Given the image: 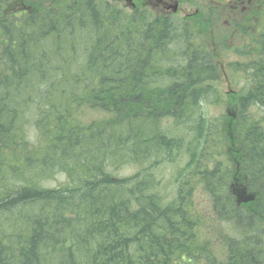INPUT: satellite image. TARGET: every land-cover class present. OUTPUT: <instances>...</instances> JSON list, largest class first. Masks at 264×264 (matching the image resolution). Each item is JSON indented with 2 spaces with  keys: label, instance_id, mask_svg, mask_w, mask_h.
Listing matches in <instances>:
<instances>
[{
  "label": "trees",
  "instance_id": "16d2710c",
  "mask_svg": "<svg viewBox=\"0 0 264 264\" xmlns=\"http://www.w3.org/2000/svg\"><path fill=\"white\" fill-rule=\"evenodd\" d=\"M144 4L0 0V264H264V81L211 115L224 67ZM189 125L195 175L165 200L153 171Z\"/></svg>",
  "mask_w": 264,
  "mask_h": 264
},
{
  "label": "rangeland",
  "instance_id": "374dc122",
  "mask_svg": "<svg viewBox=\"0 0 264 264\" xmlns=\"http://www.w3.org/2000/svg\"><path fill=\"white\" fill-rule=\"evenodd\" d=\"M109 1L120 7L123 5H134V3L139 6L145 2L144 0ZM149 1L152 2L153 8L158 10L165 8L163 3L157 0ZM127 9L130 10V8ZM178 10H180V15L188 14L186 18L190 23L189 26L191 24L195 25L203 33V41L218 65L220 64L228 69L226 75L220 76L218 81L209 82L210 85L214 86L213 89L211 87L209 89L216 104L206 107L211 115H216L223 111L226 113L229 106L227 104L224 105L223 102L218 103L216 94L219 93L220 96H223L224 101L230 102L232 97L241 93L243 88L246 90L249 86L250 89H253L258 84L259 79L264 81V67H260L261 63L264 62V58H260L257 54L258 49L263 46L259 44L260 37L255 38V31L258 29L264 30V27L261 23L253 25V22L256 23L255 14L261 20L262 16H264V0H182ZM231 62H239V67L229 68ZM236 70L237 74L235 73ZM215 86H218V92L215 90ZM81 108L85 109V114L79 118L81 122L98 119L97 124H102L109 118V114L104 109H96L91 107V105L85 104L81 105ZM257 108L258 106L254 110L257 111ZM260 113L258 112V114ZM72 120L76 124L79 122L76 119ZM162 127L165 132H169V136H172L171 134L177 131V126L174 125L171 117L163 118ZM190 131L191 126L189 125L183 132L184 135L180 142L183 145L179 151L176 150L173 155H167L163 163L153 171L160 180L158 193L165 200L173 198L178 185L183 182L186 183L187 179L195 175L194 165L190 164V154L186 149V145H189L192 138ZM179 134L182 133L179 132ZM124 171L126 174L133 172V170L128 168ZM121 172H123V169ZM66 178V173L60 172L56 179L49 181V184L57 185L66 180Z\"/></svg>",
  "mask_w": 264,
  "mask_h": 264
},
{
  "label": "bare ground",
  "instance_id": "6f19581e",
  "mask_svg": "<svg viewBox=\"0 0 264 264\" xmlns=\"http://www.w3.org/2000/svg\"><path fill=\"white\" fill-rule=\"evenodd\" d=\"M24 2V1H23ZM33 2V1H32ZM37 2V1H36ZM90 4V3H89ZM108 6V5H107ZM73 8V7H72ZM93 10V9H92ZM112 12V11H111ZM118 13V12H117ZM83 14V13H82ZM103 18V17H102ZM116 18V17H115ZM136 18V17H135ZM8 20V19H7ZM202 20V19H201ZM18 27V26H17ZM145 30V29H144ZM156 30V29H155ZM154 30V31H155ZM19 31V30H18ZM73 31V30H72ZM161 33V32H160ZM20 34V33H19ZM168 35V34H167ZM25 39V38H23ZM103 40V39H102ZM153 40V39H152ZM188 51V50H187ZM240 53V52H239ZM204 55V54H203ZM241 56V55H240ZM201 62V61H200ZM200 64V63H199ZM15 65V64H14ZM137 67V66H136ZM138 68V67H137ZM108 69V68H107ZM198 69V68H197ZM21 70V69H20ZM25 70V69H24ZM170 71V70H169ZM177 71V70H176ZM19 73V72H18ZM142 73V72H141ZM206 75V74H205ZM135 77V76H134ZM11 78V77H10ZM118 80V79H117ZM7 82V81H6ZM21 82V81H20ZM117 83V82H116ZM121 83V82H120ZM130 83V82H129ZM16 84V83H15ZM147 85V84H146ZM43 87V86H42ZM125 88V87H124ZM123 88V89H124ZM13 94V93H12ZM85 96V95H84ZM210 96V95H209ZM76 99V98H75ZM82 99V98H81ZM74 100V99H73ZM158 100V99H157ZM19 105V104H18ZM161 105V104H160ZM170 106V105H169ZM6 107V106H5ZM36 107V106H35ZM43 109V108H42ZM147 109V108H146ZM156 109V108H155ZM87 112V111H86ZM39 113V112H38ZM173 113V112H172ZM63 117V116H62ZM30 119V118H28ZM43 120V119H42ZM81 121V120H80ZM48 122V121H47ZM85 124V123H84ZM66 125V124H65ZM71 125V124H70ZM69 125V126H70ZM93 126V125H92ZM27 127V126H26ZM83 127V126H82ZM85 127V125H84ZM73 129V128H72ZM218 130V129H217ZM60 131V130H59ZM257 131V130H256ZM201 135V134H200ZM176 136V135H175ZM60 137V136H59ZM178 138V137H177ZM28 140V139H27ZM89 140V139H88ZM163 140V139H162ZM180 140V139H179ZM187 140V139H186ZM204 140V139H203ZM174 142V141H173ZM204 142V141H203ZM192 144V143H191ZM27 145V144H26ZM42 146V145H41ZM198 146V145H197ZM143 149V148H142ZM66 150V149H65ZM63 151V150H62ZM35 152V151H34ZM63 153V152H62ZM214 153V152H213ZM14 154V153H13ZM96 155V154H95ZM86 156V155H85ZM48 157V156H47ZM83 157V156H82ZM211 159V158H210ZM85 160V159H84ZM215 161V160H214ZM34 162V161H33ZM161 163V162H160ZM159 163V164H160ZM163 163V162H162ZM172 163V162H171ZM217 163V162H216ZM126 165V164H125ZM207 165V164H206ZM158 166V165H157ZM219 167V166H218ZM115 168V167H114ZM154 168V167H153ZM156 169V168H155ZM112 172V171H111ZM101 174V173H100ZM65 178V177H64ZM23 184V183H22ZM58 185V184H57ZM212 186V185H211ZM1 187V186H0ZM23 187V186H22ZM26 188V187H25ZM22 189V188H21ZM15 191V190H14ZM12 193V192H11ZM212 194V193H211ZM51 195V194H50ZM189 195V194H188ZM215 195V194H214ZM192 196V195H191ZM114 197V196H113ZM129 200V199H128ZM192 200V199H191ZM29 201V200H28ZM59 204V203H58ZM7 208V207H6ZM122 208V207H121ZM126 209V208H125ZM3 212V211H2ZM72 214V213H71ZM70 217V216H69ZM6 219V218H5ZM22 220V219H21ZM66 224V223H65ZM228 224V223H227ZM90 228V227H89ZM235 235V234H234ZM11 238V237H10ZM39 239V238H38ZM128 256V255H127Z\"/></svg>",
  "mask_w": 264,
  "mask_h": 264
}]
</instances>
